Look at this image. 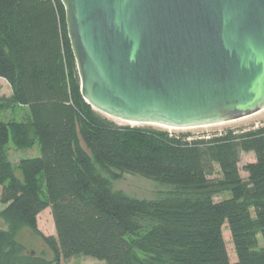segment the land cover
Instances as JSON below:
<instances>
[{
	"label": "trees",
	"instance_id": "1",
	"mask_svg": "<svg viewBox=\"0 0 264 264\" xmlns=\"http://www.w3.org/2000/svg\"><path fill=\"white\" fill-rule=\"evenodd\" d=\"M0 78L10 87L8 106L24 107L21 119L0 118V264H60L76 255L104 264H264V124L168 132L103 116L81 95L61 0H0ZM9 139L17 148L37 144L40 155L13 165ZM247 152L254 161L243 179L238 163ZM121 173L173 191L128 196L112 188ZM47 208L55 237L37 229ZM22 228L53 258L21 262Z\"/></svg>",
	"mask_w": 264,
	"mask_h": 264
},
{
	"label": "water",
	"instance_id": "2",
	"mask_svg": "<svg viewBox=\"0 0 264 264\" xmlns=\"http://www.w3.org/2000/svg\"><path fill=\"white\" fill-rule=\"evenodd\" d=\"M61 2L94 110L183 129L264 109V0Z\"/></svg>",
	"mask_w": 264,
	"mask_h": 264
},
{
	"label": "rangeland",
	"instance_id": "3",
	"mask_svg": "<svg viewBox=\"0 0 264 264\" xmlns=\"http://www.w3.org/2000/svg\"><path fill=\"white\" fill-rule=\"evenodd\" d=\"M9 96H10V87L3 78H0V106L2 105V107H5V109L0 110V117L6 120H10L11 118L21 119L22 116L24 115V110H23L24 108L23 109L21 108L20 110L19 107H16L18 109H14L15 108L14 106H8L7 99ZM102 115L114 121L115 123L121 125H126V124L143 125V126L163 129L168 132H181V131H190L193 133L215 132V131H220L221 129L227 127H231V128L251 127V126L257 127L264 124V109L255 114L234 121H229V122L214 124L209 126L191 127V128H183V129L167 128L156 124H134V123L129 124L127 122L108 117L104 114ZM7 147H8V157L13 165H16L20 159L37 157L40 155L37 144L30 148H17L13 145L11 139H9ZM252 161H254L253 153L251 152L241 153L238 167H239L240 176L243 179L247 178V173L244 171L243 167L246 163ZM14 173L17 177L19 178L21 177L19 170L16 169ZM112 188L113 190L122 191L128 196L139 199L158 198L173 191L171 187L163 186L154 182L153 180L146 179L139 175L128 174V173H121L119 178L113 180ZM228 196L229 194L227 192L220 193L214 195L213 200L220 201L224 198H227ZM2 208L3 206L2 204H0V209ZM37 229L39 233L45 236H54V237L56 236L54 222L49 208L43 210L37 216ZM222 233L230 262H235L236 261L235 252L229 230L226 226H223ZM16 239L18 241V244L20 245L19 254H18L20 261L21 259L24 260V258L29 254L41 255L46 259L53 258V253L46 246L44 241L39 237L38 234L31 232L29 229L22 228L18 232ZM59 262L60 264H104V260H100L98 258H94L86 255H76L69 258L61 257Z\"/></svg>",
	"mask_w": 264,
	"mask_h": 264
},
{
	"label": "crops",
	"instance_id": "4",
	"mask_svg": "<svg viewBox=\"0 0 264 264\" xmlns=\"http://www.w3.org/2000/svg\"><path fill=\"white\" fill-rule=\"evenodd\" d=\"M10 94H11V91H10ZM15 108L14 109H18V108H16V107H19V109L21 110V108L23 109L24 107H20V106H14ZM1 109H5V107H2V105L0 106V110ZM9 109H11V108H9ZM24 110V109H23ZM0 118H2V117H0ZM36 145V144H35ZM34 146V145H33Z\"/></svg>",
	"mask_w": 264,
	"mask_h": 264
}]
</instances>
